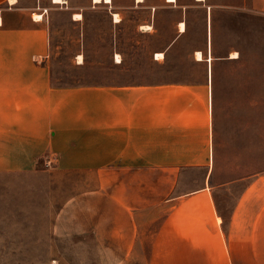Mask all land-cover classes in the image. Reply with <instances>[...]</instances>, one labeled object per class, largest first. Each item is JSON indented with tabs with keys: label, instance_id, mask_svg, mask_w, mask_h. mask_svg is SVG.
I'll return each mask as SVG.
<instances>
[{
	"label": "crops",
	"instance_id": "crops-1",
	"mask_svg": "<svg viewBox=\"0 0 264 264\" xmlns=\"http://www.w3.org/2000/svg\"><path fill=\"white\" fill-rule=\"evenodd\" d=\"M89 3L114 21L120 13L114 0ZM55 4L0 0V151L15 152V168L43 160L97 169L99 185L67 204L59 229L93 237L116 264H264V197L252 204L264 176L227 216L208 187L178 190L177 168L205 166L212 151L213 60L202 51L206 78L196 83L55 86L42 62ZM60 5L84 20L74 18L78 7ZM219 6L228 4L207 7Z\"/></svg>",
	"mask_w": 264,
	"mask_h": 264
},
{
	"label": "rangeland",
	"instance_id": "rangeland-1",
	"mask_svg": "<svg viewBox=\"0 0 264 264\" xmlns=\"http://www.w3.org/2000/svg\"><path fill=\"white\" fill-rule=\"evenodd\" d=\"M89 2L65 0L84 13L80 23L63 5L47 7L49 52L42 62L49 64L52 83H196L205 80L208 63L196 61L195 51L212 55V151L201 158L207 165L176 172L180 192L208 187L227 216L264 176V0H208L207 6L228 4L212 9L194 0H178L189 5L185 9L166 0L139 6L136 0H114L120 23L110 19L104 5ZM180 21L186 23L184 33ZM146 25L151 28L144 30ZM159 52L165 57L157 60ZM234 52L237 58H231ZM14 154L0 151V264H116L104 261L108 256L93 237L57 226L73 198L99 185L97 169L43 160L15 168L9 165ZM257 190H252V204L263 206L264 181ZM252 204L247 201L245 207ZM125 264L145 263L132 258Z\"/></svg>",
	"mask_w": 264,
	"mask_h": 264
},
{
	"label": "bare ground",
	"instance_id": "bare-ground-1",
	"mask_svg": "<svg viewBox=\"0 0 264 264\" xmlns=\"http://www.w3.org/2000/svg\"><path fill=\"white\" fill-rule=\"evenodd\" d=\"M15 0H11V2H14ZM96 3H98V2H105V3H112L113 2V0H94ZM138 2H141V1H143V0H137ZM199 1H205V0H199ZM54 2L55 3H58V4H64V0H54ZM168 2H170V3H175V2H177V0H168ZM83 16H82V14L81 13H75V15H74V18H76V19H81ZM114 17H115V21L116 22H120L121 21V19L118 17V15L117 14H115L114 15ZM34 18L35 19H40L41 18V15L40 14H35L34 15ZM142 28L144 29V30H149L150 28H151V26H149V25H146V26H142ZM179 31L180 32H185L186 31V25H185V23L184 22H181L180 24H179ZM210 44V43H209ZM238 57V53L237 52H234V53H232V55H231V58H237ZM156 58H158V59H163L164 58V53H162V52H159V53H157L156 54ZM195 58H196V60H203L204 59V56H203V52L201 51V50H197V51H195ZM213 60V57H212V55H209L208 56V61H212ZM116 62L117 63H120V62H122V59H121V56L118 54L117 56H116ZM80 63H83V61H80ZM52 264H57V262L56 261H53V263Z\"/></svg>",
	"mask_w": 264,
	"mask_h": 264
}]
</instances>
